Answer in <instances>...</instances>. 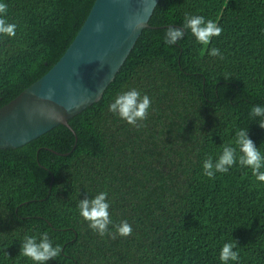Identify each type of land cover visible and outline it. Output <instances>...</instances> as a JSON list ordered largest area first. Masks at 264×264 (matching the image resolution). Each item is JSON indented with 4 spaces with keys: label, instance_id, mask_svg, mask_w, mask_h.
Listing matches in <instances>:
<instances>
[{
    "label": "trees",
    "instance_id": "obj_1",
    "mask_svg": "<svg viewBox=\"0 0 264 264\" xmlns=\"http://www.w3.org/2000/svg\"><path fill=\"white\" fill-rule=\"evenodd\" d=\"M95 1L0 0L17 25L15 37L0 35V108L55 66ZM193 15L222 34L202 45L186 30L168 45L166 28ZM149 25L72 128L0 150V264H36L21 242L45 232L62 249L47 264H222L225 242L239 253L228 264H264V182L238 163L203 174L205 159L237 147L240 129L264 154V128L249 115L264 106V0H160ZM132 88L151 99L144 127L108 110ZM100 192L109 232L126 220L130 236H100L81 217L79 199Z\"/></svg>",
    "mask_w": 264,
    "mask_h": 264
},
{
    "label": "water",
    "instance_id": "obj_2",
    "mask_svg": "<svg viewBox=\"0 0 264 264\" xmlns=\"http://www.w3.org/2000/svg\"><path fill=\"white\" fill-rule=\"evenodd\" d=\"M160 0H96L55 66L0 108V150L26 145L101 100ZM97 22L102 30L95 31ZM129 23L132 29L126 27ZM141 25L137 28V25ZM49 89L52 99H45ZM66 106H72L66 111Z\"/></svg>",
    "mask_w": 264,
    "mask_h": 264
},
{
    "label": "clouds",
    "instance_id": "obj_3",
    "mask_svg": "<svg viewBox=\"0 0 264 264\" xmlns=\"http://www.w3.org/2000/svg\"><path fill=\"white\" fill-rule=\"evenodd\" d=\"M7 14V5L0 3V35L15 37L17 25L9 22L5 17ZM141 25H137L139 28ZM126 27L133 30L127 23ZM95 31L102 30V23L97 22ZM190 30L196 40L202 45H208L212 37H218L222 34L220 27L213 20H205L203 16H186L182 27L169 26L165 30V42L168 45H174L180 41L185 31ZM208 54L210 56L223 59V55L216 47H212ZM54 90L49 89L45 99H52ZM151 107V99L147 94L141 95L140 91L132 88L117 95L115 100L108 106V110L134 127H144L140 121L148 118V110ZM72 106H66V111H71ZM250 117L257 121L261 128H264V106L253 105ZM256 118H259L258 120ZM235 144L239 149L240 155H237V147L225 145L219 157L213 161L209 156L203 161V174L209 178H215L217 172L227 173L229 169L237 163L241 167H247L252 170V174L258 181L264 182V154L261 153L254 141L249 137L248 129H240L235 134ZM107 192H100L95 197L79 199L78 209L81 217L89 222V227L100 236L108 234L115 238V235L130 236L132 226L125 220L114 225L116 233H110L108 226L112 224L110 219ZM236 245L232 242H225L220 249L219 259L222 264H228V261H238L239 253L235 251ZM61 247L53 245L48 234L41 233L39 237L35 235H25L21 242L20 253L24 257L31 259L36 264H47L49 260L56 259L61 254Z\"/></svg>",
    "mask_w": 264,
    "mask_h": 264
}]
</instances>
